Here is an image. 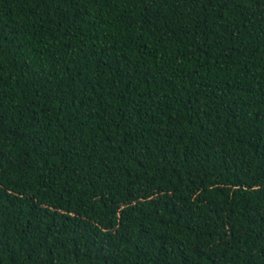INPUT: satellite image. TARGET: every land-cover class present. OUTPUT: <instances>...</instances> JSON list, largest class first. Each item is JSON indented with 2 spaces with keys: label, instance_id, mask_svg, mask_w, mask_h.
<instances>
[{
  "label": "trees",
  "instance_id": "trees-1",
  "mask_svg": "<svg viewBox=\"0 0 264 264\" xmlns=\"http://www.w3.org/2000/svg\"><path fill=\"white\" fill-rule=\"evenodd\" d=\"M0 264H264V0H0Z\"/></svg>",
  "mask_w": 264,
  "mask_h": 264
}]
</instances>
